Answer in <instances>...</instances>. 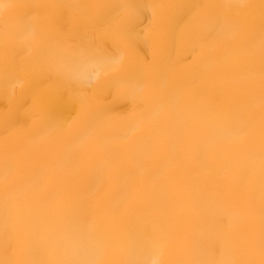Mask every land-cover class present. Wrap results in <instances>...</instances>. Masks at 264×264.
<instances>
[{
  "label": "bare ground",
  "instance_id": "1",
  "mask_svg": "<svg viewBox=\"0 0 264 264\" xmlns=\"http://www.w3.org/2000/svg\"><path fill=\"white\" fill-rule=\"evenodd\" d=\"M0 264H264V0H0Z\"/></svg>",
  "mask_w": 264,
  "mask_h": 264
}]
</instances>
